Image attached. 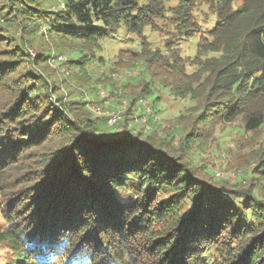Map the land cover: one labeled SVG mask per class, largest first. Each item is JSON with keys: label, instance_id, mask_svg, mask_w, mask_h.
<instances>
[{"label": "trees", "instance_id": "16d2710c", "mask_svg": "<svg viewBox=\"0 0 264 264\" xmlns=\"http://www.w3.org/2000/svg\"><path fill=\"white\" fill-rule=\"evenodd\" d=\"M41 1L46 0H10L30 34L34 35L36 26L42 24L43 34L68 35L91 44L113 35L121 24L140 33L145 26H154L155 19L167 11L166 0H58L62 7L52 17L47 10L36 8ZM195 1L179 0L169 9L168 17L183 36L198 24L193 20ZM201 1L212 10L213 21L204 22L193 57L183 63L180 57L173 56L180 67L201 64L193 73L196 80L206 73L202 84L206 90H199L200 94L206 93L199 121L215 117L230 122L239 117L246 131H262L264 144V0ZM0 13L9 14L11 21L17 18L11 8ZM22 43L19 41L15 49L27 53ZM152 59L154 56L147 62ZM27 61L43 63L46 58L41 54L40 59ZM53 61L58 62L57 57ZM165 64L167 71L178 73L177 64ZM148 88V83L143 84L142 93L149 92ZM209 96L214 99L209 100ZM20 97L23 100L14 103L5 115L15 122L19 120V131L30 129L31 137L35 136L32 144L51 141V151L44 155V169L38 173L41 179L30 184L22 201L16 200L14 213L21 217L20 223H14L16 215L6 214L7 226L0 227V241H8L17 250L18 259L9 264L27 263L29 258L36 264H52L58 255L64 256L63 264H133L137 256L144 255L149 256L142 258L144 264H264V259L258 260L259 251L254 245L245 251H232L227 258H221L222 251L219 252L216 231L223 223L236 233L240 229L250 233L252 225L264 229V221L256 215L254 206H248L244 216L240 212L242 198L234 197L222 185L210 184L189 166L176 165L179 157L170 156L163 144L152 137L153 132L137 130L135 123L128 124L127 116L113 125H108L104 115H93L94 119L79 112L76 118H68L59 99L56 104L46 102L43 111L32 112L33 120L25 119L24 111L36 110L39 101L33 102L25 92ZM133 97L132 104L136 96ZM120 123L121 130L110 129ZM9 127L13 132L14 126ZM7 128L0 127V149L9 143L15 150L20 143L6 142L5 134H10ZM134 175L136 182L132 180ZM156 184L158 192L167 187L180 188L153 207L147 206ZM260 188L263 192L264 183ZM121 190L129 193L124 196ZM187 197L189 209L182 212L180 202ZM251 216L254 220L248 221ZM157 225L160 227L155 230ZM132 233L136 237L145 234L146 243L141 246L133 240L135 248L131 249L128 239ZM262 238L264 234L257 237L255 244H260Z\"/></svg>", "mask_w": 264, "mask_h": 264}, {"label": "rangeland", "instance_id": "374dc122", "mask_svg": "<svg viewBox=\"0 0 264 264\" xmlns=\"http://www.w3.org/2000/svg\"><path fill=\"white\" fill-rule=\"evenodd\" d=\"M57 2L58 0H46L35 6L47 10L50 16L55 17V11L62 7V4ZM177 4L179 0H166L164 6L167 11L164 12L163 17L155 19L154 26H145L140 33L131 32L121 24L116 33L91 44L68 35L59 36L49 32L43 34L42 24L36 26L37 32L34 35L30 34L26 21L14 12L10 0H0V12L11 8L12 14L17 16L11 21V17H7L9 14L3 16L0 13V68H2L0 80L3 84L0 89V127L1 125L8 127L6 132L10 131V134H5L8 136L6 142L20 143V147L17 146L15 150L9 143H5L0 149L1 228L7 226L6 214L16 215L18 219H15L14 223H20L21 217L14 213L16 200L22 201L26 194L24 192L29 190L30 184L41 179L42 175L38 173L44 169V155L51 151L49 145L51 141L32 144L35 136L31 137L30 129L19 131L21 125L17 124L19 120L15 122L14 118L5 115L14 103L23 100L20 97L21 92L28 94L33 102L39 101L36 110L29 112L27 109L24 111L25 114L23 113L24 118L30 120H33L32 112L38 113L41 109L43 111L46 102L56 104L58 99L59 104L62 105L60 108L66 112L68 118L72 119L76 118L79 112H84L88 117L102 115L95 112L97 107L106 112L123 109L125 111L123 116H127L128 124L135 123L134 128L137 130L140 128L139 131L153 132L152 137L156 142L163 144V149L167 150L170 156L179 157L176 165H187L210 184L224 186L234 197L242 198L246 203L241 202L244 206L240 212L244 216L246 208L254 206L255 212L258 213L256 215L261 216L264 221V191L262 192L260 188L264 183V167L261 166L264 161L263 133L261 130L246 131L239 117L230 122L219 121L215 117L199 121L203 106L205 107L202 104L206 94H200L199 90L200 87L203 88L202 84L207 78L206 73L196 80L193 73L201 67V64L180 67L173 56L180 57L183 63L187 62V58L193 57L196 41L199 39V34H203L201 30L204 31L205 28L204 22L211 23L215 16L207 3L196 0L193 20H197V27L194 25L188 28L192 29L191 33L183 36L168 17L171 14L169 9ZM19 41L23 42L27 53L15 49ZM155 52L161 58H158ZM41 54L46 58L43 63L32 64L27 61L40 59ZM57 56H62L63 59L50 63V60ZM152 56L155 59L148 63L147 60ZM13 61L19 62V65L15 62L14 66L11 65L10 62ZM166 61L170 65L177 64L178 73L167 71ZM11 66L14 70L10 69ZM7 68L11 71H7ZM146 83L149 92L142 93L143 84ZM103 93L107 96L102 97ZM132 97L135 99L133 104ZM139 98L147 101L149 115L145 121L137 122L135 118L142 112L137 110L136 101ZM124 99L127 100L126 104H122L125 102ZM213 99V96H209V100ZM78 108L81 110L75 111ZM1 118H4L2 123ZM121 123L110 129L121 130L123 128ZM147 124L150 128H147ZM11 125L14 126L13 132L9 127ZM53 128L56 130L54 125ZM262 157L263 161H261ZM35 171L36 175L25 178ZM135 178L136 175L132 180L136 182ZM157 188L156 184L149 202L146 203L147 206L153 207L180 186L167 187L162 192H158ZM121 191L124 196L129 193ZM187 198L180 202L182 212H187L189 209V205H186L189 197ZM258 200L262 202L260 205L257 203ZM253 220L252 216L248 219V221ZM128 221L125 222V226ZM158 227L160 226H154V229L157 230ZM251 228L250 233H242L243 229L236 233L227 223L219 226L216 234L221 246L219 252L222 251L220 257L227 258L232 251L238 249L245 251L247 247L254 245L257 246L256 252L259 251L258 260H263L264 251L261 247L264 239L262 238L260 244L255 242L257 237L261 235L263 237L264 229L260 230V226L257 225H252ZM101 233L100 238L103 237V232ZM97 237L99 238V235ZM133 240L143 246L146 243L145 234L136 237L132 233L129 237L128 241L132 243L131 249L134 250ZM16 253L17 250L8 241H0V264H9L17 260ZM132 256L135 258L134 254ZM208 256L216 260L219 258L215 255ZM144 257L149 256H137L136 258L139 259L136 262L133 260V264H144L142 261ZM63 262H65L64 256L58 255L53 258L52 264H63ZM150 262L148 264H151ZM22 264L36 263L29 258L27 263Z\"/></svg>", "mask_w": 264, "mask_h": 264}, {"label": "built area", "instance_id": "2783aa9c", "mask_svg": "<svg viewBox=\"0 0 264 264\" xmlns=\"http://www.w3.org/2000/svg\"><path fill=\"white\" fill-rule=\"evenodd\" d=\"M61 59H63L62 56H57V60H61ZM50 63H54L53 59L50 60ZM105 96H107V95L105 93H103L102 97H105ZM124 101L125 102H122V104L127 103L126 99H124ZM136 103L138 105L137 110L142 111V112L138 114L139 116H137L135 118V121H137V122L145 121L146 117H148V115H149V109H148L149 107H148L147 101L144 100L143 98H139L136 101ZM96 109H97V111H95V112L106 116L108 125H113V124L117 123L122 118V116L125 112L123 109H120L119 111H116V112L115 111L106 112L103 109L101 111L100 107H97ZM147 128H150L149 124H147Z\"/></svg>", "mask_w": 264, "mask_h": 264}]
</instances>
